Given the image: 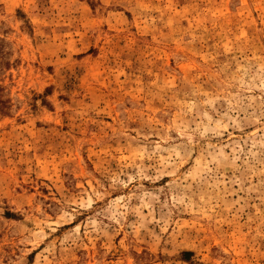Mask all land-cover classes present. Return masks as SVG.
<instances>
[{
  "label": "rangeland",
  "instance_id": "obj_1",
  "mask_svg": "<svg viewBox=\"0 0 264 264\" xmlns=\"http://www.w3.org/2000/svg\"><path fill=\"white\" fill-rule=\"evenodd\" d=\"M0 264H264V0H0Z\"/></svg>",
  "mask_w": 264,
  "mask_h": 264
}]
</instances>
